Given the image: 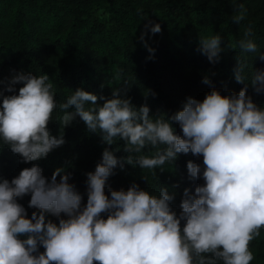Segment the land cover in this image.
Returning a JSON list of instances; mask_svg holds the SVG:
<instances>
[{"label":"clouds","instance_id":"obj_1","mask_svg":"<svg viewBox=\"0 0 264 264\" xmlns=\"http://www.w3.org/2000/svg\"><path fill=\"white\" fill-rule=\"evenodd\" d=\"M246 14L239 4L231 21L239 25ZM160 31L159 24L151 27L152 33ZM252 34L249 26L244 35ZM220 42L218 34L200 39L199 50L210 63L219 61ZM239 47L257 52L251 39L239 41ZM259 59L264 61V54ZM245 67L238 60L234 69L235 81L245 84L238 94L221 96L212 90L202 102L187 98L182 110L168 118L181 135L174 134L168 120L150 118L147 106L136 110L119 90L102 106H96V95L79 89L57 105L47 75L12 76L0 91V141L21 162L44 159L65 143L63 133L52 136L47 127L59 107L63 127L79 117L89 132L99 130L108 146L118 138L130 154L154 149L151 156L137 155L134 161L129 155L126 160L153 175L177 154L202 157L203 168L191 161L186 167L203 184L191 194L184 190L177 215L170 207L174 197L164 188L153 195L133 184L105 195L106 181L118 164L108 148L87 174L83 206L64 168L55 169L50 180L35 165L24 168L10 181L0 178V264H251L249 244L264 228V109L246 95ZM15 85H22L18 93ZM250 85L255 93H264V71L252 73ZM26 195L28 206L39 210L30 218L17 202Z\"/></svg>","mask_w":264,"mask_h":264},{"label":"trees","instance_id":"obj_2","mask_svg":"<svg viewBox=\"0 0 264 264\" xmlns=\"http://www.w3.org/2000/svg\"><path fill=\"white\" fill-rule=\"evenodd\" d=\"M239 4L247 14L238 25L231 18ZM156 24L160 33L151 32ZM249 26L253 34L245 37ZM217 34L222 51L219 61L210 63L199 50L200 39ZM244 39H251L257 52L242 51L239 41ZM260 54H264V0H0V80L5 81L0 91L17 73L47 75L57 105L79 89L96 95V106H102L113 98L114 90H119L136 110L147 106L150 118L168 120L176 135H181L180 128L168 118L182 110L187 98L202 102L212 90L231 96L244 88L245 84L234 78L238 60L246 65V95L264 109V93H255L250 85L251 74L264 71ZM205 79L209 83H204ZM14 87L18 93L22 85ZM62 116L57 107L47 127L52 136L63 133L65 143L44 159L25 164L0 141V178L10 181L22 169L35 165L50 180L55 169L64 168L70 174L68 182L82 196L83 206L87 201V174L95 171L108 148L118 164L106 181L105 195L110 190L127 191L133 184L153 195L164 188L174 197L170 207L179 215L184 190L191 194L203 184L202 179L190 177L186 167L191 161L203 168L202 157L177 154L163 171L156 169L153 175L126 160L129 155L134 161L137 155L151 156L154 149L127 153L124 141L117 138L113 145H106L99 130L89 132L79 117L63 127ZM143 175L148 177L147 182ZM29 201L30 195L17 201L28 218L39 212L28 206ZM46 220L58 223V218L51 215H46ZM260 233L249 244L254 255L251 264H264V228Z\"/></svg>","mask_w":264,"mask_h":264}]
</instances>
